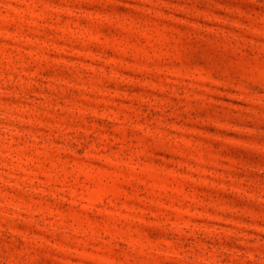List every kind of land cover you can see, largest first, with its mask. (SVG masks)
Instances as JSON below:
<instances>
[{"label":"rangeland","instance_id":"rangeland-1","mask_svg":"<svg viewBox=\"0 0 264 264\" xmlns=\"http://www.w3.org/2000/svg\"><path fill=\"white\" fill-rule=\"evenodd\" d=\"M0 264H264V0H0Z\"/></svg>","mask_w":264,"mask_h":264}]
</instances>
